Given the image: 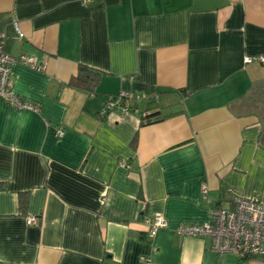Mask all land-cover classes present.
<instances>
[{
    "label": "crops",
    "instance_id": "crops-1",
    "mask_svg": "<svg viewBox=\"0 0 264 264\" xmlns=\"http://www.w3.org/2000/svg\"><path fill=\"white\" fill-rule=\"evenodd\" d=\"M0 48L45 64L10 67L36 110L0 96V264H264L177 232L230 190L264 202V0H0Z\"/></svg>",
    "mask_w": 264,
    "mask_h": 264
},
{
    "label": "built area",
    "instance_id": "built-area-1",
    "mask_svg": "<svg viewBox=\"0 0 264 264\" xmlns=\"http://www.w3.org/2000/svg\"><path fill=\"white\" fill-rule=\"evenodd\" d=\"M18 36L23 33L18 28ZM18 61L37 70H43L44 62L35 55L21 54L15 57L0 48V96L17 108L36 110L37 107L18 96L10 84V67ZM246 63L254 61L264 63V56L244 58ZM137 96L122 92L110 95L104 101L102 114L115 107L130 109V103ZM125 165L126 163H121ZM202 186V192H206ZM231 194L230 206H216L210 212L209 219L202 224L185 223L177 229L181 236L205 237L211 239V248L217 253H232L239 258L264 257V202L255 196H243L234 190ZM28 224H37L38 218L30 216ZM148 234L154 237L157 230L166 226V220L160 213L148 219Z\"/></svg>",
    "mask_w": 264,
    "mask_h": 264
},
{
    "label": "trees",
    "instance_id": "trees-1",
    "mask_svg": "<svg viewBox=\"0 0 264 264\" xmlns=\"http://www.w3.org/2000/svg\"><path fill=\"white\" fill-rule=\"evenodd\" d=\"M103 74L104 73L99 69L84 64H80L77 73L70 78L68 84L88 90L90 92H94L95 87L97 86ZM163 118L164 116L159 115L158 112L152 114H145L141 118V124L145 125L149 123H154L162 120ZM25 203H26V198L25 196H22L20 198L21 207H23Z\"/></svg>",
    "mask_w": 264,
    "mask_h": 264
},
{
    "label": "water",
    "instance_id": "water-1",
    "mask_svg": "<svg viewBox=\"0 0 264 264\" xmlns=\"http://www.w3.org/2000/svg\"><path fill=\"white\" fill-rule=\"evenodd\" d=\"M257 84H259V83H256V86H257ZM262 85H264V83H262ZM261 85V86H262ZM257 89H258V87H257ZM262 92H264V91H262ZM259 92H257V94H258ZM262 97H264V96H262ZM249 100H251V101H255V100H258V99H253V97L251 96V99H249ZM261 100V99H260ZM262 101V100H261ZM246 102V101H245ZM243 104H245L244 103V101H243ZM241 105V104H240ZM240 105H238V106H240ZM251 105H254V103L252 102V104Z\"/></svg>",
    "mask_w": 264,
    "mask_h": 264
}]
</instances>
